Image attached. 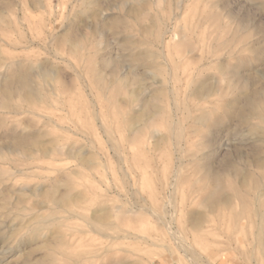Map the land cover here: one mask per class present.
<instances>
[{
    "label": "rangeland",
    "instance_id": "obj_1",
    "mask_svg": "<svg viewBox=\"0 0 264 264\" xmlns=\"http://www.w3.org/2000/svg\"><path fill=\"white\" fill-rule=\"evenodd\" d=\"M260 14L264 0H0V66L12 67L0 71V264H264L252 193L242 194L244 226L222 211L184 241L171 220L206 212L213 188L200 181L202 155L219 149L217 171L229 157L251 181L264 174L249 147L243 159L237 151L241 131L264 142V111L244 124L228 115L247 96L264 110L253 96L264 95V34L236 48L229 31H248L240 22ZM25 75L41 100L23 99ZM202 89L207 101L197 98ZM198 118L219 126L202 128ZM66 194L56 209L52 196ZM231 205L239 209L235 198ZM184 244L198 256L190 263Z\"/></svg>",
    "mask_w": 264,
    "mask_h": 264
},
{
    "label": "bare ground",
    "instance_id": "obj_2",
    "mask_svg": "<svg viewBox=\"0 0 264 264\" xmlns=\"http://www.w3.org/2000/svg\"><path fill=\"white\" fill-rule=\"evenodd\" d=\"M74 46H75V44L70 43V48H74ZM39 75L41 76V79H42V77L46 78V77H49V72L47 70H40ZM119 77H122V76H119ZM117 80L120 81L119 83L125 84L124 78L123 79L118 78ZM17 82L20 85L19 87L22 91V96H23V99L25 101L31 102V100H33V99H35L37 101L41 100L40 97H35V93H34V91H32V88L30 87L31 82H30V77L28 75H25L23 77L19 76L17 79ZM10 84H11L10 81L5 82V85H4L5 91L3 90L4 94L8 92L7 90L9 89ZM202 88H205V87H202ZM199 89H201V88H199ZM202 91H205V89H202L201 92ZM211 91L215 92V90H211ZM216 91H218V90H216ZM195 94H197V92H195ZM129 95H131V94H129ZM193 96H195V95H193ZM198 96L199 97H197V98H199V100L207 101L208 98L212 97V94L211 93L206 94V91H205V92L199 94ZM253 96L259 97L260 100L264 101L263 93L260 94L258 92H253ZM252 99L247 96L243 101L244 105L243 106L241 105V107H238V108H236L238 105L235 104L236 105L235 110L229 109L230 110L228 112L229 117H232L231 118L232 120L235 118L238 123L244 124L248 120V114L249 115L251 114V116L252 115L253 116L254 115H260L264 110L262 107H258L259 106L258 104H257L258 106L253 105ZM134 101H136V100H134ZM34 103L35 102H33L32 104L34 105ZM28 105H30V104H28ZM144 106H145V104L143 105V107ZM247 107L249 109H247ZM145 108L146 107H144L143 110H146ZM195 122H196V124L200 125L202 128H212V127L217 128L219 126V124L217 122H213L212 125L208 126V123L206 122V119H204V118H198L195 120ZM129 131H131V133H134L133 132L134 129L132 128V126H130ZM246 132L247 131H241V132L237 133L238 135H240V143H239V145L237 143V145L239 146L237 148V151L239 153V152H241L240 148L243 149L245 147L246 148L249 147L250 154H251L250 159H251V163H252L253 168L257 171L263 172L264 171V156H263L264 155V147H263L264 142L261 141V139H258L257 137L251 138L248 140L244 139V137H245L244 133H246ZM247 135H249V134H247ZM31 144L33 146H37V148L40 152L46 151V146H43L37 142H31ZM206 147H207V145H206ZM214 149H217V148H214ZM218 151H219V149L217 151L215 150L213 153L211 152L212 154H205V155H202V158H199L200 159L199 161L202 162L200 169L203 170V172H204L200 181L208 182L213 188L212 191L209 192L203 198V200L201 202V207L203 209H205L206 212L204 214L196 213V212H187V213H185L186 214V221L182 224L178 220H176V218H171V220L172 221L174 220L175 223H177L179 226V228H177L176 233H177V235H179L180 238H182L185 241V239L182 237V233L184 234L187 231V232L192 233V234H197L199 232H203L204 230H207L208 228H210V223H211L210 221L209 222L207 221L208 217H211V216L215 217V215H218L219 212H222V211H226L228 213L227 217L233 222L232 227L244 226V224L242 222V218H243L245 213L249 212V210H248L247 205L243 201L242 194L252 193L253 197H252L251 202H252V205L255 207L253 214L257 218V222L251 224V227H253V229H255V233H254L255 236L253 235L254 236L253 242L256 245L259 244L261 246L260 249H261L262 255L264 256V243H263L264 242V236H263V234H264V201L262 202V200H264V180H263L264 174L259 176L257 178V180L251 181V179L253 177L250 175V173H246L245 170L237 169L234 165L235 159L233 160L229 157H224L222 159V161L219 162L220 167H217V168H220V170H218V171L214 170L212 161L215 158V156L219 153ZM242 154H243V151H242ZM242 154L241 155H240V153L238 154V159H243L244 154L243 155ZM218 161H219V159H218ZM218 161L216 163H218ZM180 165H181V163H180ZM180 165L179 164L175 165V170L173 172V174H174V183L172 184L173 189H176V186L180 180V176H181ZM246 169L248 170V168H246ZM235 178H239V181L235 182L234 181ZM224 181H227L229 183L227 188H224V186H223ZM226 189L228 191H231L233 198L238 200V202H239V207H238L239 209L238 210H236V208H234L231 205L233 198L226 196L224 194ZM51 194L52 193H50V195ZM47 197H48V195H47ZM50 201L56 209H61L62 206H64V203H66L67 201H70V200L66 194V195H62L61 197L52 196ZM93 220H94V218L92 217L91 221L93 222ZM217 228H220V225L214 226V229H217ZM207 233H209V232H207ZM195 253L196 252L192 251V248L190 245L184 244V247H183L184 258H186V260H188L189 263L192 262L196 257H198ZM42 262L43 261H38L34 264H42Z\"/></svg>",
    "mask_w": 264,
    "mask_h": 264
},
{
    "label": "clouds",
    "instance_id": "obj_3",
    "mask_svg": "<svg viewBox=\"0 0 264 264\" xmlns=\"http://www.w3.org/2000/svg\"><path fill=\"white\" fill-rule=\"evenodd\" d=\"M241 24V28H243V26L245 24H248L249 25V30L248 31H243V30H240V29H229V31H235V35L237 37V42H236V45L235 47L236 48H240L242 45H245L249 42H251L255 37L253 35L254 31H256L257 29H259L261 31L262 34H264V14H260V16L258 17V19H256L255 21H252L250 24L247 20H244V21H241L240 22ZM49 37L47 36V40L44 42V45L47 43ZM5 68H8L9 70H11V64H8L7 62L4 63L3 66H0V71H4ZM93 117L94 119L96 120L97 118V114L96 113H93ZM99 117V115H98ZM100 119V117H99ZM129 174V172H128ZM130 176V174H129ZM119 179L121 181V186L122 188L124 189L123 191V194H124V197H125V200L124 201H120V206H121V210H123L124 208H127L129 206L128 204V197H127V192H125V184L122 183V178L121 176L119 175ZM133 187H137V184L134 182ZM109 197L108 196H104V197H101L100 201L99 202H103L105 200H108ZM114 212L115 213H118L119 216H120V211H117L116 209L112 210V218L114 219ZM85 219H87V217H85ZM116 256H119L115 253ZM122 255V254H120ZM96 264H102V261H97ZM164 264H174L173 261L171 260H166L164 262Z\"/></svg>",
    "mask_w": 264,
    "mask_h": 264
}]
</instances>
